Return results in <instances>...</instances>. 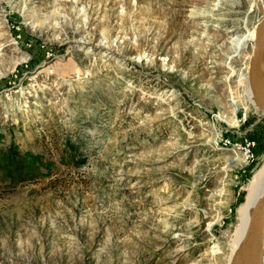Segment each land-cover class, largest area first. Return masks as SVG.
Listing matches in <instances>:
<instances>
[{
    "label": "rangeland",
    "instance_id": "obj_1",
    "mask_svg": "<svg viewBox=\"0 0 264 264\" xmlns=\"http://www.w3.org/2000/svg\"><path fill=\"white\" fill-rule=\"evenodd\" d=\"M263 18L264 0H0V264L235 262L264 168L254 43L235 41Z\"/></svg>",
    "mask_w": 264,
    "mask_h": 264
},
{
    "label": "water",
    "instance_id": "obj_2",
    "mask_svg": "<svg viewBox=\"0 0 264 264\" xmlns=\"http://www.w3.org/2000/svg\"><path fill=\"white\" fill-rule=\"evenodd\" d=\"M249 85L256 102L264 109V18L257 26V37L250 59ZM264 233V197L254 208L242 248L243 264H258L257 246Z\"/></svg>",
    "mask_w": 264,
    "mask_h": 264
},
{
    "label": "bare ground",
    "instance_id": "obj_3",
    "mask_svg": "<svg viewBox=\"0 0 264 264\" xmlns=\"http://www.w3.org/2000/svg\"><path fill=\"white\" fill-rule=\"evenodd\" d=\"M193 15L195 17H199V16H202V12L199 10H196L195 12H193ZM172 26H173V23L170 22L169 28H171ZM256 37H257V33H254V32H248V34L243 35L240 38L237 37L238 39H237V41H235L236 48L239 50L243 49V48L245 49V47H247L248 43H254L255 44ZM111 50L112 49L108 47L106 53L110 54ZM148 65H151V64H148ZM237 110H239V109L236 108L235 111H237ZM232 126L233 127L239 126V121L234 120ZM263 197H264V168L260 171V173L257 175V177L254 178V180L252 181V189L250 190V193L248 195V203L250 204L249 205L250 219H251V215H252L254 208L262 200ZM248 226H249V224H248ZM248 226H247L246 230H244L243 237H242V240L240 242L238 257H237L235 262L233 260L232 264H243L242 263V248H243V243H244L245 236H246V233L248 230ZM263 236H264V233L262 234V236L258 242V246H257V250H256L258 264H262V255L264 252ZM263 257H264V255H263Z\"/></svg>",
    "mask_w": 264,
    "mask_h": 264
},
{
    "label": "built area",
    "instance_id": "obj_4",
    "mask_svg": "<svg viewBox=\"0 0 264 264\" xmlns=\"http://www.w3.org/2000/svg\"><path fill=\"white\" fill-rule=\"evenodd\" d=\"M255 147V142H247L246 146L244 147L246 156L249 159L253 158L252 148Z\"/></svg>",
    "mask_w": 264,
    "mask_h": 264
}]
</instances>
